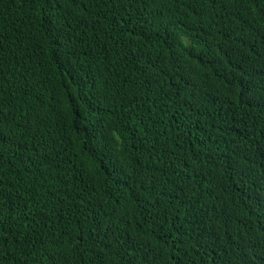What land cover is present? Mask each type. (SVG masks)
<instances>
[{
	"label": "trees",
	"instance_id": "1",
	"mask_svg": "<svg viewBox=\"0 0 264 264\" xmlns=\"http://www.w3.org/2000/svg\"><path fill=\"white\" fill-rule=\"evenodd\" d=\"M0 264H264V0H0Z\"/></svg>",
	"mask_w": 264,
	"mask_h": 264
}]
</instances>
